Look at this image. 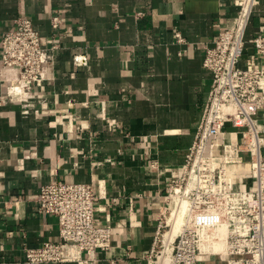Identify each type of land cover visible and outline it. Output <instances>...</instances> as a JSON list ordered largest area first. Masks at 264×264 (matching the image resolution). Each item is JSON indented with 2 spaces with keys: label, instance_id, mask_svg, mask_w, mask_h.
<instances>
[{
  "label": "crops",
  "instance_id": "0c3cea01",
  "mask_svg": "<svg viewBox=\"0 0 264 264\" xmlns=\"http://www.w3.org/2000/svg\"><path fill=\"white\" fill-rule=\"evenodd\" d=\"M240 2L0 0V50L18 18L58 46L51 79L23 96L28 115L8 99L16 74L0 54V264H24L26 247L58 239L57 218L38 211L41 188L52 182L100 193L96 218L112 228V248L82 264H148L167 188L183 174L208 100L205 47L234 28ZM262 32L258 0L246 59ZM76 55L88 64L75 66ZM257 119L264 138V112ZM227 174L234 190L249 188V156L229 162Z\"/></svg>",
  "mask_w": 264,
  "mask_h": 264
},
{
  "label": "built area",
  "instance_id": "2783aa9c",
  "mask_svg": "<svg viewBox=\"0 0 264 264\" xmlns=\"http://www.w3.org/2000/svg\"><path fill=\"white\" fill-rule=\"evenodd\" d=\"M257 1L250 0L246 9V0H241L234 28L220 30L214 46L205 47L204 67L213 74L208 100L183 174L167 188L148 264L156 263L162 255L164 242L158 240L168 227L165 211L176 194L188 202L189 210L166 264H205L211 259L219 264H264V138L257 119L264 112V32L249 41L254 54L245 58L246 32ZM60 25L54 17L52 27ZM176 36L182 40L180 34ZM57 49L55 44L44 43L30 18H18L15 27L3 34L1 63L16 74V80L8 83L7 96L22 104L24 115L30 109L22 92L33 97L34 84L51 79ZM73 62L83 67L88 58L76 55ZM243 155L250 158L252 181L246 190H234L227 164ZM99 198L93 184L43 185L38 211L57 218L59 236L40 247H26L24 264H82L85 256L92 260L97 251L111 250L112 228L99 224L96 218ZM220 230L225 233L226 249L215 253L209 239ZM205 244L211 251L202 257Z\"/></svg>",
  "mask_w": 264,
  "mask_h": 264
},
{
  "label": "bare ground",
  "instance_id": "6f19581e",
  "mask_svg": "<svg viewBox=\"0 0 264 264\" xmlns=\"http://www.w3.org/2000/svg\"><path fill=\"white\" fill-rule=\"evenodd\" d=\"M249 1L250 0H246V2H245V8L247 9V7H248V4H249ZM16 80V78L14 79V80H11L10 82H14ZM17 87V90H20V86H16ZM22 96H24V92H22ZM172 201V206H173V212H172V214H178V217H179V214H180V212H178V210L177 209H175V208H177V206H179V208H180V211L181 212H186L187 213V216H188V210H189V204H188V202H179V201H177L176 199H174V201L173 200H171ZM174 204V205H173ZM171 219V218H170ZM170 220L168 219V222H169ZM173 231L172 230H169L168 232H165V234H170L171 233V235H173V233H172ZM164 234V235H165ZM164 235H163V238H162V241H163V239H164ZM181 235V234H180ZM180 235H176V236H174L175 237V239L177 238V237H179ZM225 237L223 238V237H218V236H215V237H213V238H211L210 240H209V242H211V244H214L213 245V248H212V252H215V253H221L222 251H224L225 249H226V244H225ZM164 242V241H163ZM174 241H172V242H164V245H163V247H164V249H163V251H162V255L160 256V258H159V260L156 262V263H153V264H166L167 262H168V256H167V253L169 252V250H170V248H171V244L173 243ZM211 248H209V246L207 245V246H205V245H202L201 246V250H202V254L203 255H205V256H202V257H206L207 256V253L208 252H210L211 250H210Z\"/></svg>",
  "mask_w": 264,
  "mask_h": 264
},
{
  "label": "rangeland",
  "instance_id": "374dc122",
  "mask_svg": "<svg viewBox=\"0 0 264 264\" xmlns=\"http://www.w3.org/2000/svg\"><path fill=\"white\" fill-rule=\"evenodd\" d=\"M217 144H220V142L218 141V142H216ZM220 148V147H219ZM221 152V148L219 149V151H218V153H220ZM174 199H176L177 201H179V202H186V201H181L180 199H179V197H178V195L176 194V195H174L173 196V198H172V200L174 201ZM174 205V204H173ZM175 209H177L178 210V212H180V214H179V217H178V214H172V212H173V206H172V204H171V207H170V209L169 210H166L165 211V221L167 220V225H168V227H165V229H163V231H162V234H164L165 232H168L169 230H172L173 232V235L174 236H176V235H180L182 232H183V227H184V225L187 223V213L185 212H181L180 211V208H179V206H177V208H175ZM171 218V219H170ZM168 219L170 220L169 222H168ZM166 224V223H165ZM173 235H171V233L169 234H165L164 235V239H163V241L164 242H172V241H174L175 240V237L173 236ZM215 236H218V237H225V233H224V231L223 230H220L219 232H216V233H214L212 236H211V238H213V237H215ZM162 238H163V236H159V240H158V242H161L162 241ZM210 240V239H209ZM161 244V243H160ZM205 246H207L206 244H205ZM159 249V248H158ZM157 249V250H158ZM156 260V259H155ZM205 264H219L218 262H216V261H214L213 259H211V261H208V262H206ZM222 264V263H221Z\"/></svg>",
  "mask_w": 264,
  "mask_h": 264
}]
</instances>
